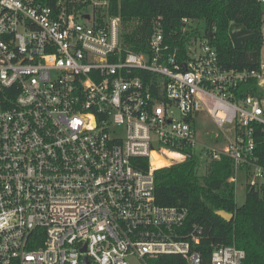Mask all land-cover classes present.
Wrapping results in <instances>:
<instances>
[{"label":"built area","instance_id":"2783aa9c","mask_svg":"<svg viewBox=\"0 0 264 264\" xmlns=\"http://www.w3.org/2000/svg\"><path fill=\"white\" fill-rule=\"evenodd\" d=\"M88 1L89 10H76ZM107 6L0 0V264H128L131 256L148 264L163 255L200 264L199 228L185 234L187 211L156 204L155 171L190 156L226 157L229 183L239 173L246 188L264 183V60L225 70L207 39L181 55L159 19L148 52H134ZM203 115L219 130L215 147L199 143ZM153 154L166 165L154 166ZM244 259L231 245L210 264Z\"/></svg>","mask_w":264,"mask_h":264},{"label":"trees","instance_id":"16d2710c","mask_svg":"<svg viewBox=\"0 0 264 264\" xmlns=\"http://www.w3.org/2000/svg\"><path fill=\"white\" fill-rule=\"evenodd\" d=\"M262 0H108L104 16L119 17L122 42L134 52H148L147 41L152 21L161 20L165 41L178 46L179 53L191 40L207 39L214 46L219 65L225 70H254L258 67L264 45V3ZM54 6L57 0H39ZM90 2L75 4L76 10H89ZM182 19L188 24L184 27ZM246 87L242 86L241 90ZM250 88V87H249ZM251 92L261 94L252 85ZM190 154V150L186 149ZM154 166L166 162L153 154ZM197 158L155 171V201L161 207L187 211L186 232L196 225L198 243L193 250L200 264H210L212 252L234 245L243 250L241 264H264V183L258 189L246 188L243 205L235 203L232 163L226 157L210 162L208 172L197 176ZM232 214L226 222L216 213ZM38 245L31 249L37 248ZM148 264H187L179 255H163Z\"/></svg>","mask_w":264,"mask_h":264},{"label":"rangeland","instance_id":"374dc122","mask_svg":"<svg viewBox=\"0 0 264 264\" xmlns=\"http://www.w3.org/2000/svg\"><path fill=\"white\" fill-rule=\"evenodd\" d=\"M260 59L264 60V45L261 50ZM197 129L200 133L199 143L204 145L205 147L214 146L211 137H214L215 134L219 133V130L216 128V126L211 122V120L206 117H201V122H199ZM219 147V146H218ZM178 160V159H177ZM181 162V161H177ZM176 163V162H174ZM173 163V164H174ZM171 164V165H173ZM177 164V163H176ZM209 162H199L197 166V176L199 178H202L205 176L209 169ZM170 166V165H169ZM246 178L244 174L239 173L236 178V182L234 183L235 188V203L237 206H241L244 203L245 200V193H246ZM128 264H141L139 260L136 257H128L126 259Z\"/></svg>","mask_w":264,"mask_h":264},{"label":"water","instance_id":"95a60500","mask_svg":"<svg viewBox=\"0 0 264 264\" xmlns=\"http://www.w3.org/2000/svg\"><path fill=\"white\" fill-rule=\"evenodd\" d=\"M218 216H220L223 220H225L226 222H231L233 219V215L226 213L224 211H219L216 213ZM86 264V263H85Z\"/></svg>","mask_w":264,"mask_h":264},{"label":"bare ground","instance_id":"6f19581e","mask_svg":"<svg viewBox=\"0 0 264 264\" xmlns=\"http://www.w3.org/2000/svg\"><path fill=\"white\" fill-rule=\"evenodd\" d=\"M156 155V154H155Z\"/></svg>","mask_w":264,"mask_h":264}]
</instances>
